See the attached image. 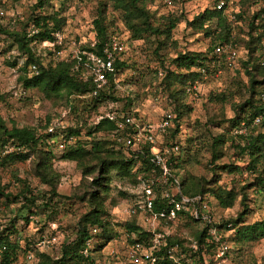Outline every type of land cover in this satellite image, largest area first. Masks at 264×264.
<instances>
[{
    "label": "trees",
    "instance_id": "obj_1",
    "mask_svg": "<svg viewBox=\"0 0 264 264\" xmlns=\"http://www.w3.org/2000/svg\"><path fill=\"white\" fill-rule=\"evenodd\" d=\"M17 1L19 0H8L7 5ZM50 1L34 0L29 7L28 16L23 24L20 23L18 31H8L0 24V36L5 38L8 49L15 50L18 59H22L19 64L18 59L15 58L9 63V66L19 73L17 80L21 87L24 90H35L46 100H62L64 107L67 108L71 106V100L77 98H89L90 103L87 107L93 111L105 101L116 102L118 98L114 96L115 77L123 69L128 68L122 59L125 51L114 58L112 72L106 74V82L99 88L95 87L91 75L77 63L76 58L53 59L44 63L48 58L43 57L42 53L47 49L41 48V43L50 44L51 53L57 58L60 47L56 38L65 25V18L60 12L46 11L50 7ZM105 1L106 3L98 1L96 3L91 21L93 42L81 47L77 52L82 62L88 54L101 58L104 44L110 38L122 41L119 39L122 33L126 35V40L123 41L125 45L129 42H145L152 39V52L158 57L157 54L172 43L173 30L182 20L180 11L177 15L181 0H170V13L159 17H155L147 6L154 1L162 4V0ZM218 1H214L210 7L192 16L189 21L184 20L185 26L193 34H201L204 38H208V46L205 50L178 52L169 60V67L166 68L162 66L160 60L164 72L161 86L170 99L173 119L169 127L157 131L153 136L155 140L158 139V143L172 144L179 134L182 121L188 119L190 103L197 99L195 91L188 93L186 89L201 84L203 78L205 80L212 78L218 70L227 69L223 58H216L212 52L217 46L233 43L239 72L246 80L242 97H239L236 103L229 104L233 115L230 119L224 120L221 112L223 104L227 101L224 92L208 94L207 101L219 111L212 113L207 122L213 120L217 121L214 125L226 123L232 130H242L241 134L237 132L234 134L237 140L234 150L239 157L246 158L244 167L241 169L233 163L217 164L225 154L226 140L221 133L212 137L209 135V143L206 145V151L209 153L206 165L210 173L208 180L190 174L184 168V165L189 164L187 160L180 159L178 153H175L170 157L165 182L157 181V170L150 162L149 143L142 142L131 150L130 147L118 142L119 139L130 138L135 132V125L148 123L132 113L128 99L119 112L116 110L95 112L93 124L85 133L81 132V128L85 127L86 118H81L80 121L75 119L71 125L59 128L51 134L46 132L51 124L49 120H46L39 129L14 126L7 128L0 120V170L28 162L31 177L37 179L40 185L47 187L42 194L45 203L36 205V195L32 194L28 185L22 182V188L18 192L22 203L17 212L23 211V215L19 218L16 216L18 213L12 214L10 209L16 198L10 199L5 187L0 185V247H5L0 253V264H102L101 252L116 236L115 225L111 222L107 209L114 206L109 197L110 172H114L115 177L127 180L134 187L142 185L143 188L154 193L151 210L143 212L145 219L148 220L143 222V226L136 223V217L141 214L136 202L132 204L134 209L132 219L122 224L125 247L140 245L141 253H148L153 259L152 264H175L174 258L180 254L196 259V264H207L205 258L212 257L209 251L216 247L209 235L212 230L215 235H218L221 229L230 232V241L233 245L241 246L264 239V219L253 223L246 222V218L250 215L248 207L250 190L264 198V133L254 131V126L264 129V101H262L264 25L260 23V16L264 12V0L238 1V11L233 16L244 24L246 32L235 38L231 36L234 27L225 15L226 4L224 3L222 9L217 10L215 6ZM258 1L259 3H256ZM6 3V0H0L2 11L8 10ZM108 9L120 18L123 29L117 33L109 29L113 19L112 21L108 19ZM29 26L30 29H27ZM32 67L34 70L30 72ZM200 70L204 73H200ZM164 109H160V113ZM110 116L128 117L133 124L119 127L114 120L109 119ZM257 117H260V121L252 125ZM59 144L60 159L74 163L80 175L79 182L72 188L69 198L87 206V211L77 220L74 238L60 245L59 256L54 258L36 246L40 239L38 233L22 235L20 229L28 224L29 218H33L39 208L47 209L52 200L59 197L56 193L58 176L52 171L54 157L51 152V148ZM222 173L245 174L246 181L244 184L232 185L226 189L219 185ZM165 193L168 194V198H165ZM209 198L224 211L237 205L234 217L220 219L217 223L212 222L206 210ZM170 199L177 203H181V199H186L189 203L184 205V210L175 212L173 219H166L172 209V205L168 204ZM160 214L163 218L159 217ZM177 217L185 218L192 223H203V227L193 235L197 249L184 247L183 240L165 235L158 228L152 229V221L166 223ZM203 217L205 218L202 219ZM18 220L22 222L23 227H18ZM93 228L98 230V234L94 236V242L88 248L87 256H83L81 251ZM154 233L160 235L158 244H153ZM16 238L20 239V243L17 244ZM218 240L221 242V237ZM25 254L31 257L27 263L21 261ZM120 261V264H134L126 254L120 257ZM143 262L150 263L149 260Z\"/></svg>",
    "mask_w": 264,
    "mask_h": 264
},
{
    "label": "rangeland",
    "instance_id": "obj_2",
    "mask_svg": "<svg viewBox=\"0 0 264 264\" xmlns=\"http://www.w3.org/2000/svg\"><path fill=\"white\" fill-rule=\"evenodd\" d=\"M8 10L0 9V24L8 31H18L20 23H24L29 13V7L34 0H19L8 4ZM106 3L105 0H51L50 7L47 12L58 11L65 18V25L61 33L58 34L56 42L60 49L56 55L51 53V47L47 51H43L42 56L48 60H62L68 57H74L81 47L93 42L94 34L92 31L91 21L94 15L96 3ZM216 0H181V4L177 9V15L181 12V22L173 30L171 44L166 46L163 51H160L157 56L152 52V39L142 42H129L126 45L123 41L126 40V35H119V39L124 44L125 53L122 56L126 63V69H123L118 76L115 77V92L114 96L118 98L116 102L105 101L97 107L96 111L87 107L90 101L89 98L72 99L69 108L64 107L62 100L52 99L46 100L35 90H24L17 80L19 73L15 68H11L9 63L13 59H18V54L15 50L8 49V44L3 36H0V120L7 128L12 126L21 127H42L46 120L50 123H58L60 127L71 125L75 119L80 121L87 119L85 127L81 128V132H87L94 121V113H104L108 110H116L119 112L128 99L131 103L130 110L135 113L142 121L148 122L151 125L156 124L159 120L160 109L169 106L171 103L167 100L166 92L161 86L162 75L164 72L161 69L160 60L163 67H169V60L178 52L192 51L202 52L208 46V38H204L201 34H193L185 24L192 16L202 11L204 8L210 7ZM226 4L225 15L229 19L234 30L231 34L233 38L241 36L246 32L243 23L238 22L234 18V14L238 11L239 0H223ZM254 1V0H250ZM256 3H259L256 2ZM148 10L153 12L155 17L166 16L170 13V9L165 8L160 2L154 1L148 5ZM180 11V12H179ZM108 19L113 24L110 26V31L116 33L122 30L120 18L116 13L107 11ZM230 17L233 19L230 20ZM30 29V26L29 28ZM264 46V44H263ZM49 50V51H48ZM50 53V54H48ZM22 59H18V64ZM171 68V67H170ZM246 80L243 74L239 72L238 62L235 68L218 70L212 78L205 80L198 85L196 91V101L190 103V113L187 120L182 121L179 134L172 141L178 147V157L182 160H187V165L184 168L192 175L200 176L208 180L210 173L206 168L209 160V153L206 151L209 143V135L217 136L223 134L225 136L224 156L217 164L233 163L241 169L246 163L245 157H239L234 147L237 140L234 134L238 131L232 130L228 124L221 123L214 125L217 121L207 122V119L212 116V113H217L218 108L214 107L207 101L208 94H216L224 92L227 97L226 103L223 104L221 112L224 120L232 117L230 103H236L243 91V85ZM154 99H157L156 101ZM170 100V99H169ZM264 101V98L262 99ZM255 133H264V129L259 126H254ZM253 131V132H254ZM42 133V131H40ZM60 134V131H58ZM242 133V132H241ZM239 134V133H237ZM159 142L158 139L156 140ZM159 145L161 143H158ZM9 150V149H8ZM7 150V151H8ZM132 150V149H131ZM53 155L52 171L58 176V184L56 193L59 196L52 200V203L47 209L39 208L37 214L29 218V222L24 228L20 229L22 235H31L38 233L39 241L49 242L44 244L43 251L47 252L51 257L59 256V246L68 243L74 238L75 226L78 218L87 211V206L69 198L72 188L77 185L80 179L78 170L74 163L60 159V149L51 148ZM123 153V152H122ZM110 192L109 197L114 203L113 207H107L111 216V222L114 223L115 239L109 246L105 247L102 252V264H120V257L125 254V237L123 235L122 224L132 219L133 202L138 204L141 214L136 217V223L143 226L145 219L143 215L142 203L144 201V190L142 185L134 187L127 180L115 177L114 172H110ZM20 182H17L16 180ZM158 181V179H157ZM160 181V180H159ZM246 181V175L238 174H220L219 185L228 189L232 185H241ZM22 182L28 185L32 194L36 195V205L45 203L42 194L47 190V187L40 185L37 179L30 175L29 164L18 163L9 168L0 170V185L5 187L6 192L10 195V199L15 197V202L10 206L12 214L18 213L16 216L21 218L23 211L17 212L21 206V201L18 192L22 188ZM162 182V181H161ZM235 182V183H233ZM233 183V184H232ZM167 194V193H165ZM250 199V215L246 218L247 223H253L264 219V198L256 195L250 190L248 193ZM152 200L154 193L151 191ZM206 210L211 217L212 222L217 223L220 219L234 217L237 205L228 211L220 209L216 202L211 198L208 199ZM11 214V215H12ZM10 215V216H11ZM166 217V219H173ZM18 227H23L22 222L18 220ZM152 229L158 228L162 233L183 240L184 247L190 249V246L195 242L193 235L203 227L202 222L192 223L189 220L181 217L170 222H154L151 223ZM157 234V233H156ZM154 233V235H156ZM211 238L214 241L217 239L221 243L228 246V251L221 258L214 257L215 249L209 251L212 257H206L207 264H264V239L251 242L248 244L233 245L230 232L221 229L218 235L211 231ZM53 241L51 242V240ZM38 241V242H39ZM213 241V242H214ZM37 242V243H38ZM94 242V240H93ZM54 243V244H53ZM197 249V248H196ZM113 250L114 256H110L109 252ZM148 254V253H147ZM127 257V256H126ZM214 257V258H213ZM220 259V260H216ZM22 261V259H21ZM214 261V262H213ZM174 262L181 264H196V259L188 258V255L183 254L174 258ZM126 263V262H125ZM138 264H144L141 261ZM149 264H152V260Z\"/></svg>",
    "mask_w": 264,
    "mask_h": 264
},
{
    "label": "built area",
    "instance_id": "obj_3",
    "mask_svg": "<svg viewBox=\"0 0 264 264\" xmlns=\"http://www.w3.org/2000/svg\"><path fill=\"white\" fill-rule=\"evenodd\" d=\"M162 4L165 8L170 9L171 8V1L170 0H162ZM224 5L223 0H219L216 3L215 8L217 10L222 9ZM230 19H233V17H230ZM260 23L264 25V12L260 16ZM41 48L49 49L51 46L50 44L43 42L40 45ZM124 51V44L115 38H110L105 44L101 51V58H96L91 54L86 55V59L84 62L77 56L74 55L72 58H76V61L78 64H81V66L91 75L92 82L95 84L96 88H99L103 86L106 82V74L112 72V63L114 61V58L117 57L120 53ZM213 56L216 58H223L224 63L229 68H235L236 67V51L233 43H225L220 46H217L213 49L212 52ZM34 69L33 67L30 68V72H32ZM200 73H204L203 70H200ZM198 84L193 85L191 87H188L186 89V92L190 93L191 91H197ZM95 94V92H93ZM196 97V95H195ZM155 101L157 99H154ZM169 103L170 100H167ZM110 120H114L119 127L125 126V125H132L133 121L128 117H115L110 116ZM173 119V113L172 108L169 106H166V108L160 113V120L156 124H143L141 126L135 125V132L131 135L130 138L126 139H119L118 142L123 143L126 147H130L133 149L137 145L141 144L142 142L149 143V151H150V162L155 166L157 170V179L162 181L163 183L166 180V177L168 176V166L170 157L174 155L178 151V147L175 143H172L171 145H164V144H158L156 140L154 139L153 134H155L157 131L165 129L171 125V121ZM260 121V117H257L254 119L252 125H256ZM60 127L58 123L54 122L50 124L46 132L47 133H55ZM242 130H239L237 133L241 134ZM59 149H61V145H57ZM168 194H165V198H168ZM189 201L186 199H181V203L173 202L171 199L168 201V204L172 205V209L170 210L168 217H173L175 212L184 210V205L188 204ZM142 209L143 212L150 211L152 207V197H151V190L144 189V201L142 203ZM130 214H133V211H129ZM159 217L163 218V215L160 214ZM203 217L202 219H204ZM211 231L209 232V235ZM98 234V230L93 228L90 233V237L86 239L84 249L81 251V254L83 256H87L88 248L93 243V238ZM160 239V235L156 234L153 235L152 241L153 244H158ZM212 240L214 241V237H212ZM53 239L51 240V242ZM17 244L20 243V239L16 238ZM216 244V252L215 255L217 258L223 257V255L228 251V246L225 243L218 242L217 239L214 241ZM44 244H49V242H45L43 240L39 241L37 243V247L42 248ZM203 247V245H201ZM197 248L196 243L194 242L190 249L195 250ZM5 250L4 246L0 247V253H2ZM142 248L140 245L136 244L132 247H128L125 250V254L128 257L130 261H132L134 264H138L141 261H153L152 258H150V255L147 253H141ZM110 256H114L116 253H114L113 250H110L109 252ZM31 260V257L29 254H25L22 258V261L24 263H27ZM220 260V259H219ZM175 264H180L175 262Z\"/></svg>",
    "mask_w": 264,
    "mask_h": 264
}]
</instances>
